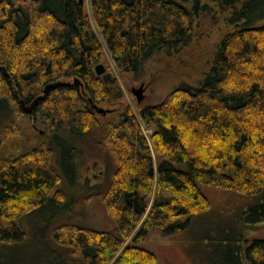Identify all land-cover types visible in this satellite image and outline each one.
<instances>
[{
  "label": "trees",
  "instance_id": "trees-1",
  "mask_svg": "<svg viewBox=\"0 0 264 264\" xmlns=\"http://www.w3.org/2000/svg\"><path fill=\"white\" fill-rule=\"evenodd\" d=\"M89 4L116 69L134 78L158 50L188 47L209 5L229 16L233 30L214 46L198 86H178L140 108L145 128L153 129L155 167L128 106L106 120L93 108L115 109L123 92L115 79L94 72L102 47L84 3L0 0V243L15 246L0 253V264H155L141 245L152 232L183 231L208 210L199 185L264 192V0ZM37 97L26 115L19 101ZM23 115L40 132L21 130ZM90 162L103 165L98 183L83 177ZM154 181L146 219L114 260L144 216ZM93 199L101 200L113 229L80 225ZM248 214L264 221V201ZM21 218L28 234L17 224ZM243 253L248 264H264V239L250 240Z\"/></svg>",
  "mask_w": 264,
  "mask_h": 264
},
{
  "label": "rangeland",
  "instance_id": "rangeland-1",
  "mask_svg": "<svg viewBox=\"0 0 264 264\" xmlns=\"http://www.w3.org/2000/svg\"><path fill=\"white\" fill-rule=\"evenodd\" d=\"M87 4L90 7L89 0H84L89 23L101 42L102 55L99 63L104 65L106 73L111 74V78L116 80L123 92L119 106L115 109L100 107L109 110V112L105 115L99 114V117L106 120L122 107L128 106L140 125L141 132L150 147L154 166L157 167L158 157L150 139L153 129L145 128L138 112L144 106L159 104L178 86L196 87L199 85L204 73L210 67L214 46L224 34L233 30V26L228 23L229 16L218 13L212 5H209V13L201 15L196 21L194 36L188 47L174 52L158 50L144 63L142 77L134 78L127 73L120 74L116 69L102 37L96 29ZM140 86L144 89V98L138 104L131 90ZM21 118V120L18 119L17 125L21 130L29 134L33 129L40 132L37 124L32 123L27 116L23 115ZM34 125L36 128L33 127ZM25 135L27 134L25 133ZM101 170H103L101 163L90 162L83 172V177H92V184L98 183L100 179L95 178H98L96 175ZM155 181L148 197L144 216L137 228L126 238L114 260L146 219L156 191ZM199 188L209 202L208 210L194 216L183 231L173 235L164 236L158 232L150 233L141 247L155 256V264H232L234 259L238 264H248L243 253L247 243L252 239H264V221L252 222L248 210L255 203L264 201V194H262L264 192L248 196L207 185H199ZM22 219H19L17 224L23 232L28 234ZM81 223L80 225L83 227L96 231H109L114 227V222L105 211L100 199L91 200L89 206L84 210ZM14 249L13 244L0 243V253L8 255Z\"/></svg>",
  "mask_w": 264,
  "mask_h": 264
},
{
  "label": "water",
  "instance_id": "water-1",
  "mask_svg": "<svg viewBox=\"0 0 264 264\" xmlns=\"http://www.w3.org/2000/svg\"><path fill=\"white\" fill-rule=\"evenodd\" d=\"M78 2L82 4V3H84V0H78ZM94 72H95L96 75L101 76L102 79L105 82H107V81H109L111 79V74L110 73H106V69H105L104 65L101 64V63H99V64L94 66ZM74 82L77 83L78 80L76 79V80H74ZM49 87L50 86H46L45 89L43 90V93H46ZM131 93H132L133 96H135L136 102L138 104L142 102V100L144 98V95H143L144 89L141 86L139 88H133L131 90ZM39 99H40V97L35 98L28 105L24 104V102L22 100H20L19 101V105H20L22 111L26 115H29V114H31L33 112V110H34L36 104L38 103ZM93 108L96 110V112L98 114H101V115H105L107 112H109V110H104L103 108H100V107L94 106ZM33 127L36 128L35 125Z\"/></svg>",
  "mask_w": 264,
  "mask_h": 264
},
{
  "label": "bare ground",
  "instance_id": "bare-ground-1",
  "mask_svg": "<svg viewBox=\"0 0 264 264\" xmlns=\"http://www.w3.org/2000/svg\"><path fill=\"white\" fill-rule=\"evenodd\" d=\"M87 7H88V9L90 10V7H89V5L87 4Z\"/></svg>",
  "mask_w": 264,
  "mask_h": 264
}]
</instances>
